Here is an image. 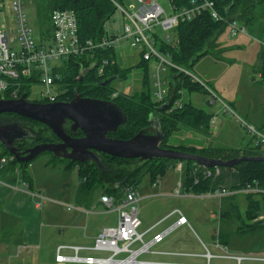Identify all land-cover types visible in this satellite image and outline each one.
Returning <instances> with one entry per match:
<instances>
[{"label": "rangeland", "instance_id": "rangeland-1", "mask_svg": "<svg viewBox=\"0 0 264 264\" xmlns=\"http://www.w3.org/2000/svg\"><path fill=\"white\" fill-rule=\"evenodd\" d=\"M122 6L127 10L137 9L140 4V0H122ZM159 4L163 7L166 15H173V10L170 7L168 0H159ZM25 14L27 17L28 24L31 27V35L34 39L39 37V24L34 13V0L25 1ZM51 15V14H50ZM50 21V18H49ZM5 28L9 35H13L15 32V22L13 20L10 10V0H0V30ZM105 30L108 35H121L123 28V17L119 12H116L105 22ZM230 26L226 24L225 30L218 35L215 40V45L225 44V47L229 45L232 50L223 52L222 60L216 61L207 54L200 58L194 63L191 68L186 69L191 75L205 84L207 89H215L220 100L228 105H233L235 112L248 124L257 125L264 118V70L262 68L263 63L260 61L256 65L254 62L251 48V41L247 47L232 48V44L236 38L229 36ZM152 34L156 36V39H167L170 44H174L173 31H164L161 27L155 26ZM151 34V35H152ZM235 35H242L241 32ZM256 45L257 42H255ZM254 43V44H255ZM124 46L121 57L122 67L128 68L136 65L140 60V55L135 51H129L128 47L124 43H120ZM237 46V44L235 45ZM158 50V46H156ZM159 53L170 61L169 57L164 53ZM116 59V55L114 57ZM235 58V60L231 59ZM114 59H111L113 61ZM153 60L148 61L149 65L153 68ZM213 63V64H212ZM168 71V67H166ZM210 71L213 74L211 80L208 79ZM260 73V74H259ZM143 69L133 68L130 74L122 80L112 81L118 91L132 94L142 88L140 79L142 78ZM154 74V69H153ZM154 76L148 69V84L150 92L153 96L154 89ZM34 81H36L34 79ZM33 79H26L22 84L21 94L25 95V98L35 100L41 86L34 84ZM211 81V82H210ZM206 82V83H205ZM163 88H168V83L163 84ZM211 96L201 90L188 91L183 89L181 91V100L190 102L197 108H202L209 113L218 114V122L212 121L211 124V136L210 140L208 137L203 136L197 132L183 129L180 134L182 142L186 144H192L196 146H241L250 142L251 135L236 122L230 114L223 113L221 104L217 101L211 104ZM236 102L238 107L233 103ZM246 112H250L246 115ZM24 127L34 130L36 136L42 134L41 139L48 137L54 138V136L45 128L40 126L20 124ZM147 133H151L152 130L149 128L144 129ZM50 133V134H49ZM28 143L35 140H26ZM24 141V142H26ZM37 142V141H35ZM252 143H256V140H252ZM1 151V148H0ZM104 159L107 171H105L104 180L97 182L93 180V187L89 191H86L87 198L90 200L83 201L81 204L78 199L79 191V180L77 176V170L74 166L70 169H65V165L62 162L51 163L54 157L62 159L59 156H54L51 153L44 152L29 161L26 164L25 170L27 179L32 182L31 193L41 196L42 211L45 214L47 210L55 215L56 222H66L69 218V213L65 207L83 208L88 213V217L93 216L95 225L100 226V230L104 227H115L116 226V214L115 213H103L101 216H96V213L105 211L101 204L92 205L91 201L97 199L98 192L105 188L111 187V185L121 181V177L124 175H130L126 184L118 190L116 194H111L114 198L121 197L126 189H136L139 191L140 196L144 195L146 187H149L151 182L150 174H155V171L160 168L158 163L139 161L137 159H127L121 162L111 161L106 158L105 155H101ZM71 161V160H70ZM103 162V163H104ZM68 164L67 162H65ZM172 164L163 174L157 175L155 179H161V194L160 196H153L150 200L164 203L163 207L171 209H179L184 214L187 220V224L182 225L174 229L172 232L167 234L163 240L150 247L147 253L140 254L138 260H167V261H181L186 263H199V264H234L235 261L229 258H218L214 256L219 255H257L264 257V199L262 197H251L254 203H249L245 196H239L234 199L219 200L217 198L202 197L200 198H189V197H174V189L177 186V182L180 178V173L175 170L176 164L184 163V161H171ZM69 165H74L70 163ZM15 174L24 178L23 167L19 164H15ZM168 166V165H166ZM91 170V168H89ZM123 174V175H122ZM122 175V176H121ZM92 178L91 180L93 179ZM121 176V177H120ZM32 179V180H31ZM115 180H117L115 182ZM30 182V183H31ZM219 181H210L208 187L212 188L216 186ZM221 182L225 184H231L230 178L226 177L221 179ZM22 183V182H21ZM98 186V187H94ZM164 194V195H163ZM99 199V198H98ZM148 199L138 203V218L140 220L141 206L146 205ZM89 203V205H87ZM59 204H63V207ZM51 207V209H48ZM150 209L149 212H151ZM94 212V213H92ZM93 215H92V214ZM153 215V214H152ZM43 215V219H45ZM175 220L173 216L171 221ZM44 230L50 232V236L58 237L53 232L52 227H45ZM50 230V231H49ZM142 228L137 229L141 232ZM222 230L226 233L222 234ZM79 233V230L73 231ZM148 239V236L144 237V241ZM9 242L6 246L5 239L0 237V254L5 250L11 255L12 252L17 250L16 237L6 239ZM226 241V242H225ZM51 238H44L40 245L39 252H35L31 255V259L27 256L24 257L23 264H53L55 255V246L51 245ZM218 243V244H217ZM217 244V245H216ZM141 245L140 242L135 243L131 249H137ZM4 249V250H3ZM54 249V250H53ZM38 251V250H36ZM155 251H165L173 254L160 255L154 253ZM193 254V255H191ZM204 254L206 256L197 257L196 255ZM210 254L211 257L207 258ZM109 256V254L107 255ZM127 254H120L118 258H124ZM21 263V258H8L6 264H17ZM242 264H264L262 261L249 262L245 261Z\"/></svg>", "mask_w": 264, "mask_h": 264}, {"label": "trees", "instance_id": "trees-1", "mask_svg": "<svg viewBox=\"0 0 264 264\" xmlns=\"http://www.w3.org/2000/svg\"><path fill=\"white\" fill-rule=\"evenodd\" d=\"M116 1L119 3L122 2V0ZM168 1L170 6L180 10L182 8L190 7L192 1L200 3L202 0ZM211 1H213L214 8L221 19H213L210 12L206 9L190 20L179 21L173 28L175 39L173 41L174 44H170L165 39H157L158 41L157 43L155 42V46H158V51L167 55L172 64L185 69L191 68L196 61L207 54H212L217 57L219 55V47L218 45H215L214 38L220 28L228 24V18H231V21L237 22L245 28L248 34L257 38L261 42L262 47L260 59L264 65V0ZM57 9H69L74 11L78 23L79 37L83 40L93 41H97L102 37L107 36L104 27L105 22H107L116 11L114 3L110 0H34V13L39 24V35L42 38L49 37L51 32V26L49 23L50 14ZM114 57L115 49L113 47L99 49L91 55H84L76 58L73 57L68 61H63V64L58 69L60 74L59 81L62 83V87L66 88L65 94L62 95L64 98L70 100L75 93H80L81 96L84 97L112 101L123 110L127 117L126 123L109 136L118 139H128L132 137L138 131L148 127V118L149 115L152 114L160 121L162 130L165 134L163 140L160 142V147L162 148H172L191 154H198L208 158L222 160H229L241 156H264L261 146L257 142L252 143V140H255L253 136H251L252 139L250 142L235 148H220L213 146L196 147L185 144H178L177 146L168 145L167 140L181 129L192 130L204 136L209 135L213 115L181 100V91L183 89L190 91L201 90L208 93L206 88L202 84L191 80L189 76L184 75L174 67H168V74L170 75L167 95L163 101L157 102L155 101L154 96H152L148 84V62L140 59L136 65L124 68L120 67L117 63L111 62V59H115ZM101 59H107L109 61L108 65L103 68L102 74H98L97 68H94L90 72L84 74L81 80L79 79L81 70L100 62ZM133 68L143 69L141 78L142 88L140 92L133 94L120 92L112 86V82L102 85V82L108 78L114 77L116 80L126 78ZM113 94H115V96H112ZM4 97L8 98L7 96ZM177 101L181 103L180 106L176 105ZM165 103H168L167 106L160 109ZM228 106L233 109V105ZM255 126L258 129H263L264 119ZM52 139L54 138L52 137ZM39 140L52 141L50 139L40 138ZM35 141L29 143L26 141L22 145L30 146L36 143ZM0 148V159L2 157H8L9 154L1 143ZM105 157H108L109 160L115 162L127 160L107 155H105ZM171 161L175 160L152 159L144 161V163L155 162L159 164L160 168L155 171V174L149 173L151 181L155 180L157 175L163 174L168 168H170L169 164H172ZM54 162L64 163L65 169H70L72 166L76 168L80 184L78 191L79 204L85 201V199L87 201L90 200V198H87L86 196V191H89L91 187H93V180L96 179L97 182H102L104 178H106L104 177L106 176L104 175L105 171L100 172L92 162L78 163L67 159H58L57 157L52 159L51 163ZM69 162L74 163V165H69ZM16 163L18 162L15 159H12L5 164H0L1 180L11 183H15L18 180L14 171L16 169ZM19 164L23 167V172L26 173V164ZM196 166L197 164L192 161H184V184L188 192L191 193L202 194L211 191L220 185L237 187L238 185H242L246 182L251 183L253 181H256L259 187L264 188V160L241 161L233 167H220L222 175L214 180L219 182L212 188L208 187L209 182L213 181L211 179H200L199 183H193V180L198 173V171H196ZM89 168H91V170ZM25 175L23 174V176ZM92 175L94 176L91 180ZM129 176L130 175H123L121 177V181L123 182L120 186H116L118 182L115 184L113 182L111 187L100 191L101 194H116L120 187L126 184ZM226 177L230 178L231 184L221 182V179ZM116 181L117 180H115V182ZM239 196H245L249 203L255 202L251 197H262V199H264V194L261 193H240L224 197L220 200H231ZM87 205H89V203H87ZM224 232L225 231L222 230V234L225 235L226 233Z\"/></svg>", "mask_w": 264, "mask_h": 264}, {"label": "built area", "instance_id": "built-area-1", "mask_svg": "<svg viewBox=\"0 0 264 264\" xmlns=\"http://www.w3.org/2000/svg\"><path fill=\"white\" fill-rule=\"evenodd\" d=\"M26 0H10V10L15 22V32L9 35L8 31L0 30V98L1 99H17L22 94V84L24 80L34 79V84L41 86L38 97L34 100L37 103H54L58 100L65 101L62 95L65 89L62 87L60 80L59 67L63 61L70 58H76L84 55H91L96 50L113 47L117 51L121 44L124 43L130 51L138 52L143 61L153 60L154 69V89L153 93L155 101H163L167 95V91L163 88V73L166 67H174L179 72L187 75L191 80L196 81L203 86L205 84L191 75L185 68L176 66L163 57L155 46V39L152 34L155 26L161 27L164 31H172L179 21L190 20L203 10H208L213 19H221L214 8L211 0H202L200 3L191 2L188 8L177 10L173 8V15H166L163 7L159 4V0H140L137 9L127 10L121 3L116 0H110L123 17V28L121 35H108L97 41L83 40L78 34V23L74 11L69 9H57L51 12L50 26L51 32L49 37L42 38L40 35L34 39L31 35V27L28 24L25 14ZM230 26V34L235 35L239 32H245V28L235 21L228 22ZM152 34V35H151ZM112 62V61H111ZM107 59H101L95 63L98 74L103 73V68L108 65ZM113 63V62H112ZM211 96V103L219 102L223 113H228L240 124L256 142L261 146L264 152V128L258 129L255 125L248 124L242 119L235 110L231 109L228 104L224 103L211 90L207 89ZM7 96L8 98H5ZM112 96H115L113 94ZM177 101L176 105L180 106ZM215 121L214 117L211 120ZM14 159L12 156L2 157L0 164ZM193 183H199L200 179L215 180L222 175L220 167H205L197 164ZM242 193H261L264 194V188L258 186L256 181L244 183L237 187H229L225 185L217 186L215 189L206 193L199 194V197H211L222 199L224 197ZM183 195L190 196L192 194L184 192ZM41 197V196H39ZM42 198V197H41ZM140 197L136 189H126L121 197L117 200L108 194H100L99 202L104 205L106 211H114L117 215V223L115 227H104L98 233L93 249L109 252V256L105 258L97 257H80L78 256V247H73L74 255L66 256L60 253L65 246L57 247L55 261L56 263H84V264H168V263H150L140 261L137 257L142 253H147L151 246L163 240L170 231L179 225L187 224L186 218L179 210L175 213L179 214L175 226L155 234L149 242L143 240V233L138 232L140 220L138 218V203ZM68 209L72 207L68 206ZM140 242L141 245L137 249L131 247ZM127 254L124 258H118L120 254ZM211 255H207L210 258ZM222 257L235 261L234 264H242L245 261L254 262L262 261L263 256L257 255H228Z\"/></svg>", "mask_w": 264, "mask_h": 264}, {"label": "water", "instance_id": "water-1", "mask_svg": "<svg viewBox=\"0 0 264 264\" xmlns=\"http://www.w3.org/2000/svg\"><path fill=\"white\" fill-rule=\"evenodd\" d=\"M232 19L228 18V22ZM96 67V64L80 71L79 79ZM108 78L102 85L110 83ZM165 103L160 107L167 106ZM16 114L25 119L35 121L50 130L59 143L43 142L20 152L16 149L17 142L38 140L39 138L18 121L0 122V143L18 163L32 161L38 155L48 152L54 156L78 163L92 162L100 172L107 171L101 155L122 159H137L148 161L152 159H167L192 161L205 167H233L241 161H263L264 156H241L229 160L208 158L172 148L160 147L165 134L157 117L150 114L148 126L128 139H118L109 136L124 125L127 117L123 110L109 100L82 97L75 93L68 102L37 103L26 100L25 95L17 99L0 98V114ZM69 124L68 131L65 126ZM82 136L74 137L76 132ZM37 137V138H36ZM123 181L117 183L120 186Z\"/></svg>", "mask_w": 264, "mask_h": 264}, {"label": "crops", "instance_id": "crops-1", "mask_svg": "<svg viewBox=\"0 0 264 264\" xmlns=\"http://www.w3.org/2000/svg\"><path fill=\"white\" fill-rule=\"evenodd\" d=\"M225 26L220 28L219 32L216 34L214 38V41L217 39L218 35L221 34L225 30ZM227 34L233 37L234 39L237 36V38L233 40L234 42L232 44L234 45V47L232 48L243 47L245 49L250 40L251 41L250 51L252 52V56H253L252 59H254V62L256 65L258 64L259 61L262 63L260 59V52H261L262 45H261V42L257 38L248 34L246 30L245 32L241 33L242 35L240 36L231 35L230 33H227ZM155 41L156 43L158 41L156 37H155ZM255 42H257L258 45H256ZM236 44L237 46H235ZM218 47H219L218 48L219 55L216 57L211 54V56L214 57L213 59L214 60L216 59V61L223 59L222 58L223 52L225 51L227 52V50H232L231 48H229V45L225 47V44H221V46L218 45ZM123 48L124 46L121 44L120 48L117 51H115L116 59L112 61L113 63H117L120 67H122L121 52ZM140 59H141V55H140ZM231 59L235 60V58H231ZM262 68L264 69V65L262 66ZM148 69L150 72H152V76H153V68L151 65H149V63H148ZM169 75L170 74H168V71H166L165 69L163 73V76H164L163 83L164 84L165 83L169 84ZM207 76H208V79L211 80V78H213L212 72L210 71L209 75ZM114 80L116 79L114 78ZM165 90L168 91V89H165ZM211 90L216 95L218 94L215 89H211ZM140 91L141 89L136 92H140ZM182 101L185 102L184 100ZM233 104L236 107H238L236 102H234ZM232 107L235 110L234 106ZM199 109H202V108H199ZM204 111L209 113L206 110ZM249 113L250 112H248V114ZM209 114L213 115L215 122L217 123L218 114L217 113L215 114L209 113ZM248 114L246 112V115ZM211 128L209 130V135L205 136V137H208V140L210 141H211L210 136L212 132ZM181 130L173 134L167 140L168 145L177 146L178 144H185L184 142H182L183 140L180 134ZM186 145H190V144H186ZM193 146H196V145H193ZM207 146H212V145L196 146V147H207ZM213 147L230 148L231 146H213ZM235 147H240V146H234L232 148H235ZM175 170L180 173V178L178 182L176 183L177 186L175 187L174 193L172 196L180 197V198L189 197V198L202 199V197H199V194L188 192L184 184V178H183L184 177L183 176L184 163H179V164L177 163ZM27 177H28L27 175H25L24 178L18 177V180L15 183L7 182V181L0 179V237L2 239H5L6 246L8 243L14 242V241L9 242L6 239L14 237V236L17 239V242H16L17 250L15 252H12L11 255H9L8 252L5 253L6 248L5 250L3 249L4 250L2 252L3 254H0V264H6L8 261V258L12 259L15 257L16 259L21 258L20 264H23V261L25 260L24 259L25 256H27V258L30 257L28 259H31L32 258L31 255H33L35 252L41 251L40 245L42 244L44 238H51L52 239L51 245L53 246L56 245L55 255H56L57 247L65 246V248H62L60 250V253L62 255L73 256L75 252L72 248L78 247L77 254L80 257H88V256L97 257V258L108 257L107 255L110 254L109 252L93 249L95 239L98 233L100 232V226L95 225L93 216L88 217V214H90L86 211L88 209H83V208L79 209V208H73V207L71 209H68L67 207H65L66 211L69 213L68 220L66 222L59 221V222L53 223V220H55V215L53 213L52 215H50L51 214L50 212L55 210V207L52 208V211L47 210V213L49 214L43 213L42 201L39 199H43V200L45 199L31 193L32 190L30 189L32 188V182L30 181V179H27ZM135 189H136V186H135ZM186 191L192 195L190 196L183 195V193L184 192L186 193ZM100 194L101 192H98L99 196ZM138 195L140 197V202H143V200L145 199H148L147 201H149L146 205L141 206L142 210H140V213H139L140 214V227L142 228L141 233H143V240L145 236H148V239L145 242H149L155 234L162 233L163 231L175 226L176 221L179 217V214L175 213V211L179 209L169 210L168 207L166 206L163 207L164 203H161V202L159 203L158 201L154 202L153 200L149 199L153 196L162 195L161 194V179H155L151 181L149 183V187L148 188L146 187L144 195L140 196L139 191H138ZM99 196L97 197L95 201H91L93 203L92 205L101 204L98 199ZM115 199L117 200L118 198H115ZM59 205L63 207V204H59ZM101 205L104 207L103 204ZM48 209H51V207H48ZM150 209H152L151 212H149ZM179 211L184 216L182 211L181 210ZM103 213H115V212L106 211L105 209V211H102L101 213L97 212L96 216L98 215L101 216V214ZM43 215H45V217L47 218L43 219ZM173 216H175L176 219L175 220L172 219L171 221V218ZM116 223H117V215H116ZM179 226H182V225H179ZM179 226H176L170 232H172L174 229H176ZM45 227H52L53 232L55 231L58 237L50 236L51 231L49 230L50 232H47V230H44ZM75 230H79V233L73 232ZM154 253L160 254V255H165V254L177 255L176 253H170V252H165V251H155ZM55 255L52 261L53 264H60V263H56ZM196 256L202 258L203 256H206V255L201 254V255H196ZM222 256L223 255L214 256V257L224 258ZM140 261H146L150 263H168V264H199V263H186V262H181V261H167V260L161 261V260H149V259L140 260ZM62 264H84V263H62Z\"/></svg>", "mask_w": 264, "mask_h": 264}, {"label": "flooded vegetation", "instance_id": "flooded-vegetation-1", "mask_svg": "<svg viewBox=\"0 0 264 264\" xmlns=\"http://www.w3.org/2000/svg\"><path fill=\"white\" fill-rule=\"evenodd\" d=\"M113 81V80H112ZM111 81V82H112ZM78 94H80V93H78ZM80 96H81V94H80ZM74 97V96H73ZM72 97V98H73ZM82 97H84V96H82ZM90 98V97H89ZM26 100H28V101H30V102H36V101H34V100H30L28 97L26 98ZM71 100V99H70ZM70 100H68V99H66L65 101H61V100H58L57 102H68V101H70ZM14 121H18L19 123H21V124H26V125H33V126H40V127H45V126H43V125H41V124H39V123H37V122H35V121H31V120H28V119H25V118H23V117H20V116H18V115H16V114H8V113H3V114H0V122H3V123H6V122H14ZM29 125V126H30ZM46 128V127H45ZM68 128H69V124H67L66 126H65V130L66 131H68ZM44 129V128H43ZM47 129V128H46ZM45 130V129H44ZM49 132H50V130L49 129H47ZM35 135H36V133L34 132V130H31ZM51 133V132H50ZM49 133V134H50ZM52 134V133H51ZM53 136H54V139H52V138H48V137H45V138H43V139H50V140H52V141H48V140H45V141H42V140H39L38 139V141L36 142V143H34L33 145H30V146H23L22 144L24 143V142H17L16 144H15V147H16V149L18 150V151H20V152H23L24 150H26V149H28V148H30V147H32V146H34L35 144H38V143H43V142H51V143H59L60 142V140L54 135V134H52ZM72 136H74V137H80V136H82V134L78 131V132H76V134L75 135H72ZM38 138H40L41 139V137H42V134L41 135H39V136H37ZM36 137V138H37ZM31 140H33V139H31ZM60 158H62L61 156H59ZM62 159H64V158H62Z\"/></svg>", "mask_w": 264, "mask_h": 264}, {"label": "bare ground", "instance_id": "bare-ground-1", "mask_svg": "<svg viewBox=\"0 0 264 264\" xmlns=\"http://www.w3.org/2000/svg\"><path fill=\"white\" fill-rule=\"evenodd\" d=\"M187 167V166H186ZM208 191V190H207Z\"/></svg>", "mask_w": 264, "mask_h": 264}]
</instances>
